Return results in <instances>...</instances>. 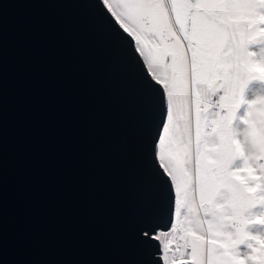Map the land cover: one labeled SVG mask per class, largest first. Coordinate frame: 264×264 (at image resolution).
<instances>
[{"label": "water", "instance_id": "1", "mask_svg": "<svg viewBox=\"0 0 264 264\" xmlns=\"http://www.w3.org/2000/svg\"><path fill=\"white\" fill-rule=\"evenodd\" d=\"M160 118L97 0H0V264H157Z\"/></svg>", "mask_w": 264, "mask_h": 264}, {"label": "snow or ice", "instance_id": "2", "mask_svg": "<svg viewBox=\"0 0 264 264\" xmlns=\"http://www.w3.org/2000/svg\"><path fill=\"white\" fill-rule=\"evenodd\" d=\"M97 2L160 97L157 264H264V98L245 99L264 82V0Z\"/></svg>", "mask_w": 264, "mask_h": 264}, {"label": "rangeland", "instance_id": "3", "mask_svg": "<svg viewBox=\"0 0 264 264\" xmlns=\"http://www.w3.org/2000/svg\"><path fill=\"white\" fill-rule=\"evenodd\" d=\"M258 97L264 98V82L252 81L250 82L249 86L245 89V99L248 102H252L256 100ZM157 159H158V156H157ZM254 211H256L257 214H261L262 212H264V209H257ZM255 231L256 230L253 229V234H255ZM257 231H259L261 235H264V227H260L259 225H257ZM171 235L172 234L170 233V237ZM178 243H181L179 238L171 239L172 247H175ZM187 264H190V262H187Z\"/></svg>", "mask_w": 264, "mask_h": 264}]
</instances>
